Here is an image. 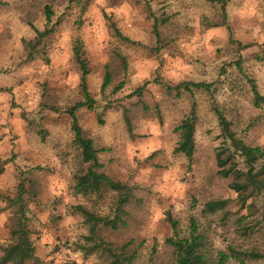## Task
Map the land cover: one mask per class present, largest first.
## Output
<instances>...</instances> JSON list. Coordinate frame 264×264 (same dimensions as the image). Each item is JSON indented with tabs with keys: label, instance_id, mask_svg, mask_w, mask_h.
<instances>
[{
	"label": "rangeland",
	"instance_id": "obj_1",
	"mask_svg": "<svg viewBox=\"0 0 264 264\" xmlns=\"http://www.w3.org/2000/svg\"><path fill=\"white\" fill-rule=\"evenodd\" d=\"M114 24L130 41L116 35ZM32 25L50 32L30 60ZM78 36L95 104L79 107L77 116L100 149L97 172L130 188L121 210L120 193L105 184L89 194L74 187L89 166L69 112L84 100L72 50ZM106 65L112 81L103 91ZM184 81L211 87L177 89ZM252 82L264 95V0H0V259L11 243L5 197L15 196L24 177L37 185L25 194L36 247L25 264H113L112 254L134 264H177L167 241L175 235L170 215L182 237L195 218L214 255L229 246L263 253L264 190L241 206L233 177L222 176L217 163L228 142L216 107L237 136L264 147V105L254 104ZM193 103L198 120L189 159L175 152V127ZM217 199L229 202L212 213L206 203ZM78 206L119 217L117 227L101 222L93 232Z\"/></svg>",
	"mask_w": 264,
	"mask_h": 264
},
{
	"label": "trees",
	"instance_id": "obj_2",
	"mask_svg": "<svg viewBox=\"0 0 264 264\" xmlns=\"http://www.w3.org/2000/svg\"><path fill=\"white\" fill-rule=\"evenodd\" d=\"M221 1V0H220ZM222 8L225 12L226 5L222 1ZM85 5V4H84ZM46 18L49 23L52 19V10L50 7L46 8ZM36 32L35 38L26 41V49L28 58L34 59L38 53L43 39L49 34L48 28L40 30L32 25ZM113 29L117 36L130 41L127 36H124L118 27L114 24ZM155 32L159 38L160 32L155 24ZM240 43V42H239ZM72 50L75 61L80 70V86L84 95V100L76 103L69 109L72 118V129L75 133L74 142L81 149L83 159L89 163L87 171L76 176L75 189L77 192L89 194L98 191L102 184L120 193L118 209L121 210L126 202H128L131 195L129 186L116 182L105 173H99L95 168L101 167L102 163L99 160V152L92 138L85 135L84 129L79 123L77 116V109L82 106H88L92 109L95 104V99L89 90L87 83V76L90 73L89 61L85 56L84 41L81 36L73 40ZM125 65V58H123ZM240 66V64H238ZM107 71L102 85L104 91L112 81L111 73L108 65ZM123 87V82L118 84L116 89ZM177 89L184 87L186 90L193 93L196 89H207L211 87V83L184 81L180 82ZM252 90L254 93L253 101L256 106L264 105V95L259 92L255 82H252ZM219 123L222 128V136L228 142L217 152V163L219 166V173L222 176L233 177L230 186L238 193V198L241 206H245L247 199L256 193H261L264 190V163L258 168L257 163L264 158V147L260 145H250L242 138L237 136L232 129V124L219 109L215 108ZM198 120L196 104L193 103L191 111L183 117L180 123L175 127L179 133V141L175 148V152H180L191 159L195 152V131ZM127 123L131 129V123L127 117ZM131 131V130H130ZM35 180L31 177H24L18 185V191L15 196H6V201L9 203L8 207L12 208V224L10 227L11 243L5 248V252L0 259V264H25L27 260L36 257V247L32 237V231L29 228L26 215V199L25 194L31 189H36ZM34 193L32 192V195ZM229 199L210 200L206 203L207 209L214 213L225 209ZM80 210L86 215V218L91 222V228L94 232L95 226L99 223L110 224L117 227V218H102L98 217L89 210L78 206ZM245 218V216H242ZM241 218V219H242ZM175 235L168 238L167 241L174 247L176 263L177 264H245L247 258L249 259H263L264 252L258 251H242L233 246H229L227 250H218L214 255L210 253L207 240L204 234L199 230L195 218L191 219V228L188 236H179L178 221L171 215L168 217ZM264 221V211L262 213ZM113 264H134L130 258H123L120 255L112 254ZM233 260V262H232Z\"/></svg>",
	"mask_w": 264,
	"mask_h": 264
}]
</instances>
